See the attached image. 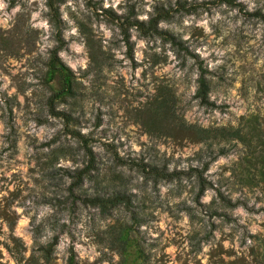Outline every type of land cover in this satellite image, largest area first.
Segmentation results:
<instances>
[{
	"label": "rangeland",
	"instance_id": "1",
	"mask_svg": "<svg viewBox=\"0 0 264 264\" xmlns=\"http://www.w3.org/2000/svg\"><path fill=\"white\" fill-rule=\"evenodd\" d=\"M0 4V264H47L39 249L55 237L54 264H264V0ZM158 13L209 70L214 106L196 97L195 58L131 25ZM75 129L94 138L97 170L70 190L86 160ZM224 129L239 135L212 137ZM107 143L185 174L117 165ZM208 151L199 194L189 169ZM116 193L130 202L111 205Z\"/></svg>",
	"mask_w": 264,
	"mask_h": 264
},
{
	"label": "trees",
	"instance_id": "2",
	"mask_svg": "<svg viewBox=\"0 0 264 264\" xmlns=\"http://www.w3.org/2000/svg\"><path fill=\"white\" fill-rule=\"evenodd\" d=\"M220 1L225 2L227 4H233L235 0H220ZM169 17H170L169 13H166V14H159L158 13L156 16L152 17L148 21V23L141 22L138 20H134L133 23H131V25L135 26L136 29L140 32V35L143 37H147L150 34L163 35L164 40L169 42L171 44V46L177 50L178 53L184 52L185 54L195 58L196 63L198 64V69H199L198 88L196 91V97L199 99V102L202 105L210 106V107L214 106V102L210 101L209 96H208V93H209L211 87H210V82L208 81V79L206 77V74L209 73V70L202 65V62L199 60L198 55L193 53L187 46H185L184 42L182 40H180V38L178 36L174 35L173 33L168 32V31H159L158 30L157 24H158L159 20L168 19ZM262 18L264 19V16ZM124 41H125V44L127 46L126 53L130 58H132L133 57V46H132V43L130 42L127 29L124 30ZM55 60H58V59L55 58ZM50 64H51V62H50ZM58 69L65 70L68 75H71V71L66 66H64L62 63H60V68H58ZM47 106H48V110L52 114L61 115L66 120L74 121V124L79 123L78 119L74 118L72 116L71 112L58 111L55 109L54 96H50L47 99ZM98 119L99 118H97V120ZM98 122L99 121H97V126L99 125ZM208 133H210V131H208L207 129L200 130L199 134H198L199 135L198 139H202V140L207 139ZM238 133H239L238 130L224 129V130L220 131V134H217V133L212 134L213 135L212 137L217 138V136H220L221 138H223L227 134L238 136L239 135ZM72 134H74L75 138L78 139L77 142H78L79 148L83 150V155H84L86 160H84L85 164L82 168L76 169L71 173H68V172L66 173L69 176V178L72 179L71 185L69 187L70 190L75 188V187L81 186L82 183L84 182L85 178L88 175H90V173L97 170L96 153L93 150V143L95 142L94 138L83 134L80 130H77V129L73 130ZM106 146L108 148L110 157H112V159L114 160V162L117 165L129 166L131 168L137 167L139 170H141L146 175H150V176L153 175V177H159V178L168 179V180L174 179V178H179L181 175L185 174L183 171L167 172L165 170V168L158 169L157 166H151V165H146L143 163H138L131 158L124 159V158L119 156V154L115 150L113 144L107 143ZM221 152H222V150H221ZM212 154H213L212 151H208V155L211 156V160H203L204 159L203 156L199 155L198 160H200L202 162L200 167L199 166L198 167H191L189 169V176H193L196 183L199 186V192H198L199 194H201L207 186L212 185L211 182L204 175L208 169L210 162L212 161V159L215 158V156H212ZM146 167H149L148 171L146 170ZM220 197H221L222 201L227 206L233 207L236 204V203H232L229 199L224 197L222 194H220ZM112 199H114V200L111 201V205H117L120 203H129L130 202L129 197L126 194H121V193H116ZM86 201L91 202V203H99L100 198H98V197H93V198H89V199L86 198ZM56 240H57V238L55 237L52 242L47 243L44 246H41L39 249L42 252V258L45 260V262L47 264H54L52 255H53V251H54V246L56 244Z\"/></svg>",
	"mask_w": 264,
	"mask_h": 264
},
{
	"label": "clouds",
	"instance_id": "3",
	"mask_svg": "<svg viewBox=\"0 0 264 264\" xmlns=\"http://www.w3.org/2000/svg\"><path fill=\"white\" fill-rule=\"evenodd\" d=\"M4 7V5L3 4H0V8H3Z\"/></svg>",
	"mask_w": 264,
	"mask_h": 264
}]
</instances>
